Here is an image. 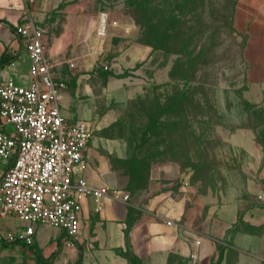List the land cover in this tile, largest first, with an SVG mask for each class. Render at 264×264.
I'll return each mask as SVG.
<instances>
[{
  "label": "rangeland",
  "instance_id": "1",
  "mask_svg": "<svg viewBox=\"0 0 264 264\" xmlns=\"http://www.w3.org/2000/svg\"><path fill=\"white\" fill-rule=\"evenodd\" d=\"M238 2L35 0L66 84L63 113L94 134L90 179L130 194V222L144 213L165 222L166 208L182 203L173 228L191 253L168 264H192L206 241L225 248L222 264H264V244L254 260L240 248L242 235L263 233L249 228L264 222V101L247 98ZM90 223L71 244L45 225L31 247L0 241V264H85L103 245ZM23 225L0 219L3 236Z\"/></svg>",
  "mask_w": 264,
  "mask_h": 264
},
{
  "label": "built area",
  "instance_id": "2",
  "mask_svg": "<svg viewBox=\"0 0 264 264\" xmlns=\"http://www.w3.org/2000/svg\"><path fill=\"white\" fill-rule=\"evenodd\" d=\"M23 2L25 17L14 31L29 60L31 81L0 78V217L24 225L0 235V241L31 247L36 226L45 225L63 231L71 244L82 233L89 205L101 214L108 201L128 204L131 197L90 179L86 152L93 131L85 120L64 115L66 84L57 79L44 31L32 16L35 0Z\"/></svg>",
  "mask_w": 264,
  "mask_h": 264
},
{
  "label": "crops",
  "instance_id": "3",
  "mask_svg": "<svg viewBox=\"0 0 264 264\" xmlns=\"http://www.w3.org/2000/svg\"><path fill=\"white\" fill-rule=\"evenodd\" d=\"M40 9V8H39ZM38 5L32 8V16L40 13ZM25 17L23 0H0V78H15L23 85L30 84L29 60L23 45L15 34L14 28ZM235 28L247 35L244 47V59L249 64L247 98L256 103L264 101V0H239L234 14ZM7 55V61L3 62L2 56ZM132 205L108 201L104 211L96 213L92 205L87 207L84 214L83 228L87 222L96 226V232L102 238L100 249L89 253L85 258V264H131L123 255L129 246L141 261V264H168L170 256L178 258L190 255V244L187 236L181 232H175V221L180 219L183 213L182 203L168 206L160 216L165 222L154 223L149 213H144L136 220L130 222L129 211ZM97 216V219L95 218ZM12 217V216H10ZM6 217H0L4 219ZM173 222L168 225V221ZM251 225L253 228L262 226ZM38 226H36L37 228ZM82 228V231H83ZM234 226L230 231H234ZM61 231V230H60ZM262 235H242L240 248L249 252V257L261 256V248L264 244V227L260 230ZM39 230L36 229V236ZM162 233V235H160ZM64 232L61 231V235ZM0 235L3 236L1 230ZM101 240V239H100ZM197 245V243L195 242ZM201 244V242H200ZM199 244V245H200ZM239 247V246H238ZM198 256L194 255L192 264H212L218 259V247L212 242H204L197 249ZM251 255V256H250ZM91 256V258H90ZM151 259V261H149ZM259 262L264 257H258ZM223 262V261H222ZM222 264V263H221Z\"/></svg>",
  "mask_w": 264,
  "mask_h": 264
},
{
  "label": "trees",
  "instance_id": "4",
  "mask_svg": "<svg viewBox=\"0 0 264 264\" xmlns=\"http://www.w3.org/2000/svg\"><path fill=\"white\" fill-rule=\"evenodd\" d=\"M7 55L4 54L2 56V61L5 62L7 61ZM264 227V224L258 228H253L250 226L249 229H258L261 230ZM238 228V222L234 225V229ZM218 251H219V256L218 259L215 262H212V264H221L223 259H224V253H225V248L223 246H218ZM123 255L130 261L131 264H141L140 259L133 254L131 248L129 246H127V250L125 252H123ZM55 256V254L52 255L51 259ZM41 264H45V262H42Z\"/></svg>",
  "mask_w": 264,
  "mask_h": 264
},
{
  "label": "bare ground",
  "instance_id": "5",
  "mask_svg": "<svg viewBox=\"0 0 264 264\" xmlns=\"http://www.w3.org/2000/svg\"><path fill=\"white\" fill-rule=\"evenodd\" d=\"M104 23V22H103ZM106 27V26H105ZM106 33V32H105Z\"/></svg>",
  "mask_w": 264,
  "mask_h": 264
}]
</instances>
